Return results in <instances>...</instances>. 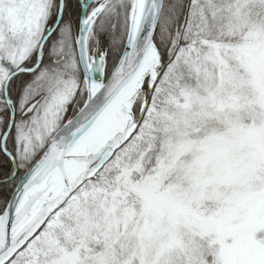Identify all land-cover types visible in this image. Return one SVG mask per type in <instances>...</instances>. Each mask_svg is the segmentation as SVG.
Wrapping results in <instances>:
<instances>
[{"label": "snow or ice", "instance_id": "6c2138e0", "mask_svg": "<svg viewBox=\"0 0 264 264\" xmlns=\"http://www.w3.org/2000/svg\"><path fill=\"white\" fill-rule=\"evenodd\" d=\"M0 264H264V0H0Z\"/></svg>", "mask_w": 264, "mask_h": 264}]
</instances>
